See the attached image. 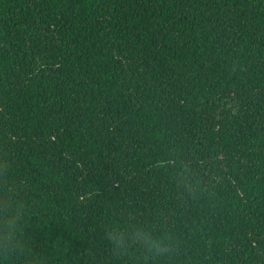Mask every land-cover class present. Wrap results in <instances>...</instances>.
<instances>
[{"label":"trees","instance_id":"16d2710c","mask_svg":"<svg viewBox=\"0 0 264 264\" xmlns=\"http://www.w3.org/2000/svg\"><path fill=\"white\" fill-rule=\"evenodd\" d=\"M0 175V264H264V0H0Z\"/></svg>","mask_w":264,"mask_h":264},{"label":"clouds","instance_id":"9594fccd","mask_svg":"<svg viewBox=\"0 0 264 264\" xmlns=\"http://www.w3.org/2000/svg\"><path fill=\"white\" fill-rule=\"evenodd\" d=\"M8 177L6 175H0V205L7 199L9 195L13 196L17 201H19V193L16 191H9L12 186L10 184L5 185V180ZM6 206V205H3ZM10 224L15 229L17 227L16 220L10 221ZM128 243H125V241ZM110 243L113 245V251L117 255H123L128 257L131 253V247L135 245L141 251L134 253L136 257H139V262L133 261V264H149L153 259H164L170 258L173 252V248L169 243L166 242L164 237H153L150 232L138 230L127 236L120 232L111 233ZM23 247V241L13 242V236L10 234L7 239L0 245L3 248V252H0V259H3L4 253H11L13 251L19 252ZM142 252V254H141ZM147 257L148 260H144Z\"/></svg>","mask_w":264,"mask_h":264}]
</instances>
